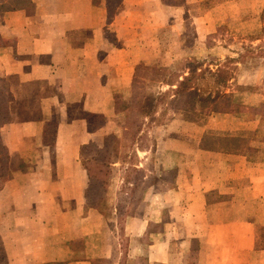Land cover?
Here are the masks:
<instances>
[{"label": "crops", "instance_id": "0c3cea01", "mask_svg": "<svg viewBox=\"0 0 264 264\" xmlns=\"http://www.w3.org/2000/svg\"><path fill=\"white\" fill-rule=\"evenodd\" d=\"M6 2L0 13V77L13 99L12 118L1 127L10 158L0 188V198H7L0 201V264H122L118 238L101 213L87 207L90 179L82 158L88 145L106 135L98 115L107 119L115 112L111 57L124 49L112 50L106 32L122 14L108 22L107 0ZM101 52L107 60L101 61ZM117 62L127 70L118 71L116 81L130 80L133 67ZM19 97L27 101L22 111L12 105ZM22 112L27 119L16 117ZM232 165L231 185L186 188L203 195L179 207L185 250L193 257L189 264L264 258V159L243 155ZM212 194L216 201L208 200ZM154 212L166 214L170 235L167 245L151 242L145 255L149 264H173L170 226L176 223L168 219L174 215L162 208ZM148 223L146 215L145 221L136 215L125 228L141 235L140 225Z\"/></svg>", "mask_w": 264, "mask_h": 264}, {"label": "rangeland", "instance_id": "374dc122", "mask_svg": "<svg viewBox=\"0 0 264 264\" xmlns=\"http://www.w3.org/2000/svg\"><path fill=\"white\" fill-rule=\"evenodd\" d=\"M6 3L0 0V13ZM106 6L108 22L122 14L109 25L106 40L112 50H124L111 57L115 112L96 121L106 124V135L82 154L91 174L86 204L118 238L122 264H149L147 246L167 245L166 214L152 210L169 212L170 223H180L170 226L172 263L189 264L193 257L185 250L179 207L203 195L188 193L187 186L231 185L232 164L243 155L264 159V0H107ZM100 58L107 60V52ZM120 58L134 69L128 81H116L117 72L127 70L116 67ZM192 69L193 92L175 95ZM194 94L211 97L204 103ZM22 98L13 108L27 106ZM16 117L27 119L23 112ZM0 201H7L5 194ZM136 215L149 220L146 228L140 225L141 235L125 228ZM263 262L251 257L247 264Z\"/></svg>", "mask_w": 264, "mask_h": 264}, {"label": "trees", "instance_id": "16d2710c", "mask_svg": "<svg viewBox=\"0 0 264 264\" xmlns=\"http://www.w3.org/2000/svg\"><path fill=\"white\" fill-rule=\"evenodd\" d=\"M192 74L195 75L196 74V70L192 69V71L190 72V74L186 75L184 77V79H182L181 81V85L178 87V89H176V93L177 94H189L193 91H191L189 89V83L192 79ZM8 82L5 78L0 77V176H3L7 173L8 171V165H9V150L7 148V146L5 145V143L3 142V139L1 137V127L9 122L11 120V112H10V107H9V103L10 101L13 99V94L10 92V90L8 89ZM193 99L196 101V98L198 97L197 94H194V96H192ZM209 97H211L210 95L207 97H198L197 100L198 101H204L207 102L209 99ZM105 145L108 143V137L105 140ZM86 167V165H85ZM87 168V167H86ZM88 174H89V179L91 178V174H90V170L87 168Z\"/></svg>", "mask_w": 264, "mask_h": 264}]
</instances>
